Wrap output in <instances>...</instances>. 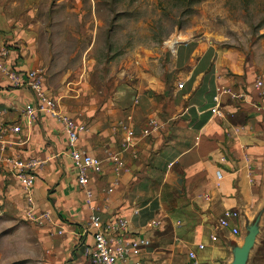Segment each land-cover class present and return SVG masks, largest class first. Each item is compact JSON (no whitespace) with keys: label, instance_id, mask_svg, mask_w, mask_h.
<instances>
[{"label":"crops","instance_id":"obj_1","mask_svg":"<svg viewBox=\"0 0 264 264\" xmlns=\"http://www.w3.org/2000/svg\"><path fill=\"white\" fill-rule=\"evenodd\" d=\"M1 32L4 61L15 70L41 69L45 93L64 114L86 126L78 147L102 163L89 171L93 209L105 227L118 219L125 223L116 233L110 230L111 237L148 242L122 264H193L189 252L196 264H230L231 247L242 244L246 225L260 211L259 234L264 236V115L253 88L256 80L264 88V65L242 57L236 63L204 67V53L199 66L180 78L149 71L137 85L129 83L112 100H102L88 93L93 90L89 86L79 90L75 81L54 89L35 43L20 45L16 37ZM221 87L239 92L246 87L248 96L240 107L224 100L221 112L211 116L212 96ZM28 103L36 105L32 91L13 88L0 74V124L22 129L16 137H1L0 144L11 143L6 145L9 155L43 161L32 188L34 206L50 212L47 230L63 262L92 264L85 255L94 243L88 224L91 209L77 184L66 136L44 113L26 125L23 110ZM127 130L135 137L126 148ZM145 130L149 135L142 136ZM0 168L8 172L7 166ZM4 177L1 171L0 179ZM226 210L236 211L239 218L223 228L218 220ZM262 251L264 239L255 264H264Z\"/></svg>","mask_w":264,"mask_h":264},{"label":"rangeland","instance_id":"obj_2","mask_svg":"<svg viewBox=\"0 0 264 264\" xmlns=\"http://www.w3.org/2000/svg\"><path fill=\"white\" fill-rule=\"evenodd\" d=\"M0 31L35 43L54 89L75 81L102 100L149 71L180 78L204 53V67L242 57L264 65V0H0ZM1 171L0 264H65L48 226L29 219L23 190Z\"/></svg>","mask_w":264,"mask_h":264},{"label":"built area","instance_id":"obj_3","mask_svg":"<svg viewBox=\"0 0 264 264\" xmlns=\"http://www.w3.org/2000/svg\"><path fill=\"white\" fill-rule=\"evenodd\" d=\"M174 45L169 49L174 50ZM5 51H0V74L7 77L9 84L13 88H28L35 96L36 105L26 104L23 110V119L26 125H31L35 122L38 113H44L54 118L61 126L63 133L67 139L68 156L72 161L74 168L77 171V184L84 189L86 200L85 203L91 209L89 216V229L93 232L94 243L90 248L85 249V255L89 256L92 264H122L126 261L127 256L135 252L141 245H147L146 240L123 241L122 238L115 235L111 237L109 231L115 233L125 223L121 220L112 221L110 226L105 227L100 219V216L93 209L92 193L87 186L89 184V171L97 169L102 164L101 161L94 156L88 155L78 147V141L82 135L87 132L84 124L77 122L73 118L64 114L58 106L55 99L50 98L44 90V75L41 69L28 71L15 70L5 61ZM183 83L177 85L178 89H182ZM241 92L230 87L218 88L212 96L213 105L209 108L211 116H217L222 110L224 100H229L240 107L246 101L248 91L246 87H241ZM254 90L257 91V100L260 104L261 114L264 115V88L259 80L253 83ZM247 91V92H246ZM154 128L156 126L152 123ZM22 132L19 125L10 123L0 124V138L4 135L16 137ZM149 135L147 130L143 131L142 136ZM135 133L127 130L124 138V147H131ZM4 140V139H3ZM7 144H10L8 142ZM5 142L0 144V165H5L8 168L10 175L16 180L17 184L24 192L25 200L28 206L27 215L29 219L40 226H46L51 223V214L48 211H37L34 208L32 199V188L34 186L35 174L43 165V161L30 158L21 159L7 153L8 147ZM217 178H220V171L216 172ZM111 191V190H109ZM239 214L236 211L226 210L222 218L218 220V224L223 228H228L231 220L238 219ZM233 234H238L236 228L232 229ZM203 249L202 245L198 246ZM189 259L196 264L195 255L193 252L188 253Z\"/></svg>","mask_w":264,"mask_h":264},{"label":"water","instance_id":"obj_4","mask_svg":"<svg viewBox=\"0 0 264 264\" xmlns=\"http://www.w3.org/2000/svg\"><path fill=\"white\" fill-rule=\"evenodd\" d=\"M263 211H260L256 217L245 227L242 244L231 247L232 261L230 264H248L250 254L255 247L260 233V221Z\"/></svg>","mask_w":264,"mask_h":264},{"label":"bare ground","instance_id":"obj_5","mask_svg":"<svg viewBox=\"0 0 264 264\" xmlns=\"http://www.w3.org/2000/svg\"><path fill=\"white\" fill-rule=\"evenodd\" d=\"M178 41H180L179 38H177L176 40H172V41L168 42V46L172 48L174 45H176L178 43Z\"/></svg>","mask_w":264,"mask_h":264}]
</instances>
